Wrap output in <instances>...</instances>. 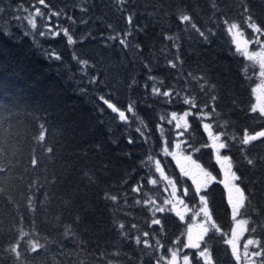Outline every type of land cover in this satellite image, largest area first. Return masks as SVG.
Masks as SVG:
<instances>
[{
    "label": "trees",
    "instance_id": "trees-1",
    "mask_svg": "<svg viewBox=\"0 0 264 264\" xmlns=\"http://www.w3.org/2000/svg\"><path fill=\"white\" fill-rule=\"evenodd\" d=\"M0 7L5 8L0 13V264H155L153 255L167 254L177 238L184 242L186 225L167 212L157 216L161 225L149 227L152 206L143 201L149 197L158 201L163 192L159 185L140 179L148 172L141 161L151 155L180 189L194 192L163 151L166 143L169 150L177 139L175 122L167 123L171 113L179 116L189 110L182 100L185 96L195 98L196 108L183 139L215 178L220 172L213 149L203 147L209 144L203 123H213L214 131L219 124V130L237 138L246 128L250 133L264 130V117L251 111L256 71L236 50L228 31L231 23H237L248 38L256 35L264 42V35L245 23L251 15L264 32V0H45L43 5L39 0H0ZM36 7L44 15L35 17V29L13 17V13L30 15ZM182 12L190 14L202 31L213 30L210 43H203L198 33L183 31L185 25L178 19ZM129 14H133V36L128 38L132 46L125 48L119 39L107 37L124 38ZM50 27L67 28L76 43L68 44L62 31L55 38L39 34ZM169 35L180 36L178 54L186 79L177 80L179 69L169 68L162 54L167 53V59L177 54L172 41L165 39ZM78 59L90 66L85 68ZM189 72L195 78L188 77ZM93 77L96 84L89 83ZM133 80L137 83L130 88ZM154 83L162 92L174 90L172 103L153 95ZM100 95L122 110L134 102L138 119L126 113L131 127L120 122L98 100ZM214 107L216 112L203 123L197 118L201 110L209 113ZM138 126L150 138L148 143L135 131ZM232 144L223 155L232 156L233 170L242 180H254L259 173L250 172L240 151L250 146ZM150 167L155 172L154 164ZM157 177L155 173L151 178ZM141 185V191H132ZM248 186L241 184L246 192ZM207 192L214 220L230 235L233 220L226 191L214 183ZM113 195L116 201L109 199ZM198 199L188 197L187 202L193 208ZM256 207L249 215L257 232H247L245 238L264 242V205ZM121 223L124 229L119 228ZM143 231L150 236L142 240L154 244L160 239L165 249L150 254V248L136 245L135 236ZM222 240L217 234L210 242L216 264H235ZM193 264L203 262L194 259Z\"/></svg>",
    "mask_w": 264,
    "mask_h": 264
},
{
    "label": "snow or ice",
    "instance_id": "snow-or-ice-1",
    "mask_svg": "<svg viewBox=\"0 0 264 264\" xmlns=\"http://www.w3.org/2000/svg\"><path fill=\"white\" fill-rule=\"evenodd\" d=\"M123 2V0H121ZM39 4H45V0H39ZM47 7V5H45ZM23 11L25 13L28 12L27 8H24ZM248 11L247 8L244 9V12L246 13ZM5 8L0 7V13H4ZM44 13L41 11L39 7L35 8L34 13L26 16H17L13 13V17L15 20H21L26 21L27 24L31 25L33 29L37 27L35 23V17H42ZM51 15L53 16H60L59 12H52ZM51 17H49L50 19ZM69 19H71L69 17ZM178 19L181 24L185 25V28L183 31L188 32L189 35H191L193 32L198 33L199 37L202 38L203 43H210L211 36L214 34L212 29H207L206 31H202L197 24L193 21V17L188 14L187 12H182L179 14ZM127 22L129 27L127 28L125 32L124 38H119V34L116 36H109L107 39L109 40H115L119 39V43L123 45L125 48H129L132 45L129 43V37L133 36V14H129L127 16ZM225 23H228L227 20L224 21ZM245 23H247L248 28L252 29L255 33H260L261 35H264V32H262L261 27L257 25V23L252 22V16L248 15L247 19L245 20ZM108 27H112L111 25H108ZM239 24L237 23H231L228 27L229 33H232L233 30H236V34L233 36V42L236 44V50L238 52H241L247 60L252 61L254 63H258L259 70H260V76L264 78V45H261V52H249L246 47L241 46V41L236 39V36H243V33L239 32ZM2 30V29H0ZM138 31H143L142 29H137ZM63 35L67 38L68 44H74L76 41L73 39V36L70 34L69 30L67 28L61 29ZM61 31H53L50 27L48 29V32H41L39 33L41 36L50 35L51 37L55 38L61 34ZM27 34V33H26ZM166 40L172 41V47L177 49V54L172 59H167V53L165 54L166 57V64L171 69H179L177 74V80L186 79L183 73V64L184 61L179 56V48H180V36L179 35H169L165 37ZM249 41L244 40L243 45H247ZM136 48H139V45H135ZM50 59L53 58V56H49ZM55 59L59 60L61 57L59 55L54 56ZM75 58V57H74ZM78 63L82 64L86 67H89V62L87 60H77ZM147 67V65H145ZM83 70V69H82ZM149 72H151V69H149ZM188 77L195 78V74L192 72H189ZM149 79L156 81L157 78L149 75ZM89 83L96 84V79L90 78ZM137 82L133 80L129 87L131 88L134 86ZM160 86H163V81H158ZM213 90H215V85L212 86ZM172 89L168 91H161L160 87L157 86L156 83L153 84L152 92L155 96H162L165 98H168L165 102L166 103H172V100L174 98ZM201 91H204V88H201ZM213 101L217 99V95H213L211 97ZM98 100L101 101L104 105L107 106L108 109L111 110L112 113H116L118 115L119 121L123 122L124 124L131 127L129 123V117L126 115V113H132L134 118L138 119L137 113L135 112V103H129L126 109H121L117 106L116 103H113L111 99L106 98L105 95H100L98 97ZM183 103L187 104L189 106V110L185 111L183 115H179L176 112L171 113V118L167 120V123L171 124L173 121H176L174 127L175 129H179L180 131L177 133L178 136H184L185 133L188 131L190 125L188 122V117L193 115L192 109L196 108L195 98L189 99L187 96L182 97ZM207 107V105H205ZM103 108L100 109L101 112H103ZM252 112L259 111L260 117H264V105L259 106L257 108L256 106H253L251 109ZM216 112L215 107L212 109V112L204 113L203 110H201L199 113H197V118L201 120L203 123L204 119L210 118L214 113ZM166 118L164 115L160 116V120L164 121ZM182 122V123H181ZM140 124H143V121H140ZM146 128V125H144ZM217 130H213V123H203V129L208 134L209 141H211L210 144H205L203 147H211L214 151L216 162L220 165L221 169L224 170V175L228 179V184H226V187H229V196H228V204L232 211V220L235 222L234 227L231 229V234L229 235L226 232H222L220 226L216 223V221L213 218V212L210 208L209 203V194L205 189L208 187V181L205 180L204 182H197L196 180H193V184L195 185L194 192H190L188 187H182V189L177 188V182L174 179H171L168 175L165 174L163 168L161 167V164L158 160L153 161L152 156L149 155L147 160L141 161V167L148 168V172L145 173L144 176H141V180H147V183L155 186L158 183L166 182L164 184V190L168 192L169 187L171 188V191L168 192V197L165 198L162 201V204H157L155 199H152L151 197L146 198L143 203L145 205H151L152 207L149 208V211L152 212V218L149 227L152 225H161L162 220L161 218L156 216V213H166V212H175L176 216L179 217L180 221H184L187 213L189 211L192 212V218L195 219L196 217H200V224H199V231L196 233L195 236H193L192 233V227L189 225L187 227L186 233L183 235L186 236V241L181 242L179 238L171 242L172 246L167 247V254H159V255H153V259L155 261V264H193V260L195 259L197 262L202 261L203 264H216L215 259L213 257L211 248H210V242L211 240L219 234L223 240L222 242L224 244H227L231 247V256L235 260V264H264V242L261 241L259 238H248L246 242L243 244V251L241 252L240 246L237 243L238 238L240 235H243L244 232H250L252 234H255L257 232V225L254 221H252L251 216L249 215L250 212H256L257 207L256 205L259 203L261 205H264V130L255 131L250 133L248 129L246 128L243 132L242 137L237 138L235 134L229 135L226 131L219 130L221 129V126L219 124L216 125ZM136 132L140 133L142 137H144L145 143H148L149 137L145 136L144 130L142 127L138 126L135 129ZM224 137V139H222ZM232 141H236L242 146H250L246 148H241L240 151L242 153L243 160L246 161V164L251 166L250 172L255 174L259 173L255 177L254 180L245 181L242 180V177L237 174V171L234 169V160L232 156L224 154H221V150L224 149H230L233 144ZM260 141L259 144H254L253 142ZM128 143H133V140L131 138L128 139ZM186 143V141H177L175 143V148L180 149L181 144ZM254 149H260L259 154H255L253 152ZM165 154L173 155L175 157L174 153H171L168 151V144L166 143L164 149ZM196 151H199L197 148ZM184 159L191 161L192 164H195L198 169H200L201 172H203V175L210 180H215V177L212 176L210 172L205 171L199 164L196 163L195 160H192V157L186 156ZM179 164V160L177 161ZM150 164H154L155 172H152ZM180 171L183 174V176H189L190 173L185 170L183 166L180 167ZM155 173H159V176L157 178H151L155 175ZM127 182V181H125ZM220 183H224V181H220ZM242 183H248L247 192L245 188L241 187ZM258 185V187H253L252 185ZM140 187H134L132 191L139 192L141 191ZM185 197H198L199 203L195 204L193 208H190L188 204L185 202ZM259 197V200H258ZM110 200L116 201L117 197L115 195L109 197ZM178 202L180 205L183 206V211L177 210V204ZM137 203H140V201H137ZM168 205H171V207H167ZM259 214V213H258ZM238 217H247V218H240ZM252 224V227L249 228V224ZM120 229H124L125 225L123 223L119 224ZM132 229L138 230V226L136 224L131 225ZM139 231V230H138ZM162 231V230H161ZM153 236L160 235V233H152ZM150 233L148 231H143L142 235H136L135 236V244L140 245L143 244L145 249H151L153 253H161L162 249H165V244L161 242L160 239H155L154 244L150 243L149 239H143L142 237H149ZM207 238V239H206ZM184 249H195L197 250L195 254L192 253H186L183 250Z\"/></svg>",
    "mask_w": 264,
    "mask_h": 264
},
{
    "label": "rangeland",
    "instance_id": "rangeland-1",
    "mask_svg": "<svg viewBox=\"0 0 264 264\" xmlns=\"http://www.w3.org/2000/svg\"><path fill=\"white\" fill-rule=\"evenodd\" d=\"M239 32H241V31L239 30ZM235 34H236V30H233V32L231 33L232 39H233V36ZM236 39L240 40L241 41V46L242 47H246L249 52L255 51V52H258L259 53V52H261V45H264V42L261 39V37L256 36V35H255V38L250 39V38H248L243 33V36L242 37L241 36H236ZM244 40L249 41V43L247 45H243V41ZM235 46H236V44H235ZM239 53L246 59V57L241 52H239ZM247 61L253 66V68L255 69L256 74H257V80L258 81H257V85L255 86V88L253 90V96H254V106H256L257 108H259V106L264 105V78H262L260 76V70H259L258 63H254V62L249 61V60H247ZM257 112H259V111H257ZM187 119H188V122H189V117ZM174 122L176 123V121H174ZM177 131L179 132L180 130L177 129ZM177 141H186V140L183 139V136L181 137V136H178L177 135V139L173 142L172 148H170L168 151L175 154V157L173 155H169V156L172 158L173 163H174L176 169L179 171L180 177L183 178V179H185V180H187V181H189L192 184L193 189H195V185L193 184V180H196L197 182H204L205 180H207L208 181V187H207V189H205V191H207L211 187V185H213L214 183L209 178L205 177L203 175V172H201L200 169H198L195 164H192L191 161L184 159V157L190 155L192 157V160H195L196 161V159H195L196 152L194 150L190 149L189 146H187V142L186 143H182L180 149H176L174 145H175V143ZM210 143H211V141H209V144ZM222 151L223 150H221V154H222ZM178 160H179V164L177 163ZM196 163L199 164L205 171L210 172V171H208L209 169H207L206 167H204L199 162L196 161ZM181 166H183L185 168V170L190 173L189 176H183V174L180 171V167ZM157 174L159 176V173H157ZM165 183L166 182H162V183H158L157 184V185H159L162 188V192H163L160 195L159 200L156 201V203L158 205L159 204H162V201L165 198H169L168 197V192L171 191V188L169 187L168 192H166L164 190V184ZM177 188L180 189V187L178 185H177ZM229 188H230V185H229ZM187 198L188 197H185L184 199H185V202L188 204ZM198 203H199V199H198ZM176 204H177V210L183 211V206L180 205L178 202H176ZM188 206H189V204H188ZM167 207H171V205H168ZM190 208H192V207H190ZM166 213H163V214H166ZM172 213L174 215H176L175 212H172ZM159 214H162V213H156V216H158ZM240 218L241 217H238V219H240ZM200 219H201L200 217H196L195 219H193L192 218V212L189 211L187 213L186 217H185V220L182 221L186 225V231H187V227L189 225H191L193 236H195L196 233L199 231ZM234 225H235V222L233 221V227H234ZM246 234H247V232H244L243 235H240L239 238H238V241H237V243L240 246L241 252L243 251V244L247 240L245 238L246 237ZM183 238H184V242H185L186 241V236L184 235ZM230 249H231V247H230ZM183 251L186 252V253H192L193 254L197 250H195V249H184Z\"/></svg>",
    "mask_w": 264,
    "mask_h": 264
},
{
    "label": "flooded vegetation",
    "instance_id": "flooded-vegetation-1",
    "mask_svg": "<svg viewBox=\"0 0 264 264\" xmlns=\"http://www.w3.org/2000/svg\"><path fill=\"white\" fill-rule=\"evenodd\" d=\"M214 152V151H213ZM223 152H224V150L222 151V154H223ZM214 158H215V154H214ZM215 160H216V158H215ZM217 168H218V170H219V172H220V177H217V178H215V180H211L213 183H215V184H219V185H221L222 186V188H224V190L226 191V193H227V197L229 196V187H226L225 185L226 184H228V179H227V177L224 175V170L223 169H221V167H220V165L217 163ZM208 171H210V170H208ZM211 172V171H210ZM211 174H212V176H214L215 177V175H214V173L213 172H211ZM220 181H224V183H220Z\"/></svg>",
    "mask_w": 264,
    "mask_h": 264
}]
</instances>
